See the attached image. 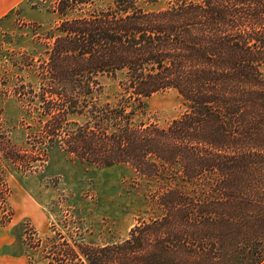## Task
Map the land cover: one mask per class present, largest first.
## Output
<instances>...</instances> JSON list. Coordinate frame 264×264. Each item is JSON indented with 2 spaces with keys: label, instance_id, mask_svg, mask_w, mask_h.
I'll return each instance as SVG.
<instances>
[{
  "label": "trees",
  "instance_id": "trees-1",
  "mask_svg": "<svg viewBox=\"0 0 264 264\" xmlns=\"http://www.w3.org/2000/svg\"><path fill=\"white\" fill-rule=\"evenodd\" d=\"M160 1L62 0L34 63L19 60L51 97L35 105L49 117L48 154L128 164L154 187L153 214L117 241L81 237L85 257L67 263L264 264V0L150 8ZM120 74L116 102L102 101L103 79ZM169 89L187 104L180 117L167 127L138 118ZM9 168L22 169L0 153V202ZM31 237L34 264L75 246L61 232Z\"/></svg>",
  "mask_w": 264,
  "mask_h": 264
},
{
  "label": "rangeland",
  "instance_id": "rangeland-1",
  "mask_svg": "<svg viewBox=\"0 0 264 264\" xmlns=\"http://www.w3.org/2000/svg\"><path fill=\"white\" fill-rule=\"evenodd\" d=\"M61 1L20 0L0 21V153L22 168H9L3 175L8 190L0 202V233L5 232L7 242L0 249V255H6L0 264H34V239L30 236L45 239L55 232L75 246L69 248L67 258L61 257V251L53 258L52 249L45 264L82 260L81 237L95 244L120 240L140 217L154 212L149 204L153 183L130 165L101 167L68 158L60 149L47 153L51 150L45 143L51 135L46 127L49 117L35 105L51 97L30 83L31 78H24L19 60L25 57L34 63L36 42L44 41L40 36L61 18L54 11ZM169 1L161 0L150 8L165 7ZM121 79V74L103 79L102 101L116 102ZM147 104V112L138 118L164 127L187 110L185 100L174 89L153 94ZM75 120L78 118H69L66 124ZM63 130L52 128L57 133Z\"/></svg>",
  "mask_w": 264,
  "mask_h": 264
},
{
  "label": "crops",
  "instance_id": "crops-1",
  "mask_svg": "<svg viewBox=\"0 0 264 264\" xmlns=\"http://www.w3.org/2000/svg\"><path fill=\"white\" fill-rule=\"evenodd\" d=\"M20 0H0V21H2L3 16H6L9 11L14 7ZM7 235L5 232L0 233V249L6 246ZM6 255H0V258H5ZM22 256L18 257L21 258Z\"/></svg>",
  "mask_w": 264,
  "mask_h": 264
}]
</instances>
